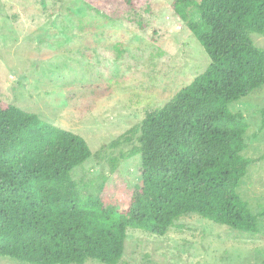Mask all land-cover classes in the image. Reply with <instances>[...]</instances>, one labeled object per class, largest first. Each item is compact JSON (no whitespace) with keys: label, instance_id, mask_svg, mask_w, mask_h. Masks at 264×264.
I'll return each mask as SVG.
<instances>
[{"label":"trees","instance_id":"obj_1","mask_svg":"<svg viewBox=\"0 0 264 264\" xmlns=\"http://www.w3.org/2000/svg\"><path fill=\"white\" fill-rule=\"evenodd\" d=\"M107 16L150 0H83ZM210 63L115 143L136 136L139 189L125 209L83 196L71 172L93 155L82 136L0 99V257L30 264H118L128 227L164 235L188 213L256 233L237 188L248 124L229 104L264 85V0H174Z\"/></svg>","mask_w":264,"mask_h":264},{"label":"rangeland","instance_id":"obj_2","mask_svg":"<svg viewBox=\"0 0 264 264\" xmlns=\"http://www.w3.org/2000/svg\"><path fill=\"white\" fill-rule=\"evenodd\" d=\"M107 16L83 0H0V99L79 134L93 155L71 172L85 196L125 209L139 189L136 136L116 144L144 115L203 72L210 59L172 8ZM264 49V35L251 33ZM248 124V159L237 192L264 207V85L229 104ZM256 233L188 213L164 235L128 227L118 264H264V216ZM0 264H30L0 257ZM85 264H100L88 261Z\"/></svg>","mask_w":264,"mask_h":264}]
</instances>
